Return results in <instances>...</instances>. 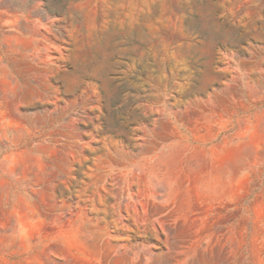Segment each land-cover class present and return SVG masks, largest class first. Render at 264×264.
<instances>
[{"label":"rangeland","instance_id":"1","mask_svg":"<svg viewBox=\"0 0 264 264\" xmlns=\"http://www.w3.org/2000/svg\"><path fill=\"white\" fill-rule=\"evenodd\" d=\"M0 264H264V0H0Z\"/></svg>","mask_w":264,"mask_h":264}]
</instances>
